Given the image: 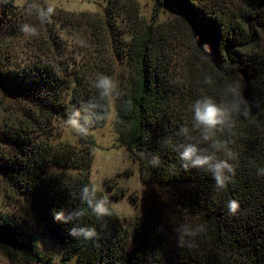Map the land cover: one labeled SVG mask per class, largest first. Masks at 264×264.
<instances>
[{
	"label": "trees",
	"instance_id": "trees-1",
	"mask_svg": "<svg viewBox=\"0 0 264 264\" xmlns=\"http://www.w3.org/2000/svg\"><path fill=\"white\" fill-rule=\"evenodd\" d=\"M234 1L238 10L231 11L215 0H154L156 10L173 8L186 18L196 52L208 64L199 68L197 56L187 58V85H174L164 39L148 30L127 45L134 69L119 84L111 71L76 72L73 79L61 62L10 66L0 59V91L26 104L18 121L0 120V176L30 197L40 238L61 247L63 263L264 264V0ZM8 12L0 7V30L12 17ZM101 76L114 81L110 96L95 86ZM112 96L118 140L138 160L144 184L130 248L121 219L90 180L94 141L57 147L36 135L47 136L54 121L74 116L89 128L104 127ZM206 96L227 113L211 130L195 119V104ZM188 145L231 165L223 188L207 166L182 159ZM50 163L78 174L44 176ZM233 200L239 204L235 213ZM80 229L95 235L88 238ZM36 235L0 218V251L17 264H51Z\"/></svg>",
	"mask_w": 264,
	"mask_h": 264
},
{
	"label": "rangeland",
	"instance_id": "rangeland-1",
	"mask_svg": "<svg viewBox=\"0 0 264 264\" xmlns=\"http://www.w3.org/2000/svg\"><path fill=\"white\" fill-rule=\"evenodd\" d=\"M215 1L225 9L238 10L233 6L234 0ZM0 3V7L12 14L10 21L0 30V59H8L6 65L16 66L37 59L51 66L61 62L73 79L76 72L89 75L91 69H100L113 72L114 81L119 84L134 69L126 53L127 45L134 35L148 30L160 33L164 39V54L175 86L187 85V58L197 56L198 67H208L196 52L186 18L173 8L156 10L154 0H0ZM49 7L55 11L49 13ZM25 26H28L27 31H24ZM110 27L114 36L108 32ZM64 99L68 101L70 96L64 94ZM110 101V116L102 128H89L80 117L74 116L79 128L68 122L54 121L48 127L50 131L46 132L50 133L48 137L36 135L39 141H50L57 147L70 144L80 148L87 144L86 140L94 141L90 180L121 219L124 243L130 248L136 242L135 226L142 216L144 184L138 160L118 140L113 96ZM22 106H26L23 101L5 96L0 91V120L11 118L18 121ZM57 174L76 176L78 172L51 163L45 168L44 176ZM0 218L16 221L28 234L39 236L30 197L19 194L1 176ZM36 246L51 264H86L75 259L63 263L61 247L40 236L36 239ZM7 255L0 251V264H17Z\"/></svg>",
	"mask_w": 264,
	"mask_h": 264
},
{
	"label": "clouds",
	"instance_id": "clouds-1",
	"mask_svg": "<svg viewBox=\"0 0 264 264\" xmlns=\"http://www.w3.org/2000/svg\"><path fill=\"white\" fill-rule=\"evenodd\" d=\"M49 13H53L55 10L52 7L47 9ZM28 30V26H25L24 31ZM205 83L210 84L211 78L205 77ZM96 88L100 89L101 96H110L115 87L114 81L109 76H101L95 84ZM195 119L198 124H201L205 127L206 130L215 129L218 125L224 123V118L226 116V110L221 105L216 103L211 97H204L202 100H198L195 104ZM68 123L75 127L79 128V122L77 119L69 118ZM208 137L205 136V139ZM182 159L187 161H192L194 166L204 167L207 166L213 173L217 182V186L223 188L225 186V170L234 171L231 165L226 160H216L213 162V157L207 155L198 154V149L194 145H188L183 153ZM88 189H84L85 197H87ZM92 202L89 201V205L91 206ZM229 208L232 213H235L239 204L236 201H229ZM94 211H98L97 208H93ZM79 215V213H78ZM62 213L57 215V219H60ZM81 232H85L88 238H91L95 235L94 230L88 229H80Z\"/></svg>",
	"mask_w": 264,
	"mask_h": 264
}]
</instances>
